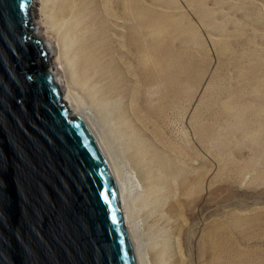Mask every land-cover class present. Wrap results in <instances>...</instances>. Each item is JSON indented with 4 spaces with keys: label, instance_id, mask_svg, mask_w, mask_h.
Listing matches in <instances>:
<instances>
[{
    "label": "rangeland",
    "instance_id": "1",
    "mask_svg": "<svg viewBox=\"0 0 264 264\" xmlns=\"http://www.w3.org/2000/svg\"><path fill=\"white\" fill-rule=\"evenodd\" d=\"M139 1L71 0L96 16L111 10L116 39L141 29L143 88L140 103L127 102L145 114L146 132L135 133L146 140L122 135L108 113L117 104L77 94L95 104L98 134L132 177L148 264H264V0ZM123 7L140 21L126 17L125 26L114 16ZM134 51L119 52L120 69L132 68ZM133 78L123 70L127 90ZM143 156L163 190L156 198L140 187Z\"/></svg>",
    "mask_w": 264,
    "mask_h": 264
},
{
    "label": "water",
    "instance_id": "2",
    "mask_svg": "<svg viewBox=\"0 0 264 264\" xmlns=\"http://www.w3.org/2000/svg\"><path fill=\"white\" fill-rule=\"evenodd\" d=\"M30 2L0 0V264H136L110 167L60 99Z\"/></svg>",
    "mask_w": 264,
    "mask_h": 264
},
{
    "label": "bare ground",
    "instance_id": "3",
    "mask_svg": "<svg viewBox=\"0 0 264 264\" xmlns=\"http://www.w3.org/2000/svg\"><path fill=\"white\" fill-rule=\"evenodd\" d=\"M133 3L140 8L139 0H133ZM133 14L130 13L127 16V11L123 7L121 14L114 16L120 17L126 26L124 21L126 17L134 19L135 16L140 21L139 13ZM111 15L112 12L109 10L106 14L96 16L89 7H85L84 3L77 6L71 0H31L28 25L33 26L34 38L39 40L48 51L46 69L51 73L53 81L58 86L60 99L65 101L69 115L81 117L101 147L116 183L136 264H148L149 256L141 243L138 225L135 222L134 207L137 195L133 196L136 190L132 186V177L129 178L125 167L120 166V160L114 153H111L110 147L98 134L97 124L93 121V117L98 115V112L94 110L96 109L95 104L87 108L83 98L77 94L78 89L85 90L89 98L91 95L95 101L96 107L110 102L117 104L115 114L113 115L109 110L108 113L116 125L122 129V135L133 140L135 144L146 140L145 138L138 139L136 134L137 130L146 132L145 114H142L138 106L132 113L130 104L127 102L131 97H136L140 103V91L143 88L146 59L141 55V52L146 51L139 47L142 41L141 29H135L132 26L133 31L126 32L121 39H116L108 33L111 25L108 19ZM113 21L111 20V23H114ZM133 33H138V35L131 38ZM127 45L135 48L134 52L127 54L128 57L133 58L132 68H127L126 63L120 69L119 52H124ZM58 70H61L62 73ZM123 70L134 73L131 90H127L128 85L121 81ZM100 81H103V87H101L102 84H99ZM127 113L131 114V118ZM110 120L100 118L99 124L107 123V131L113 133V125L109 122ZM140 151L146 152V149L143 148ZM151 158L153 157L151 156L149 160ZM147 161L146 156H143L144 167L140 172L138 171L140 187L143 188L144 193H154V198H156L163 190L154 186L156 175L151 171Z\"/></svg>",
    "mask_w": 264,
    "mask_h": 264
}]
</instances>
